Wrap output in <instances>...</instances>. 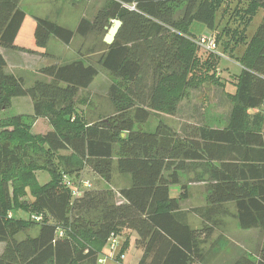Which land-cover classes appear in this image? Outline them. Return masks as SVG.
Returning a JSON list of instances; mask_svg holds the SVG:
<instances>
[{"label":"trees","instance_id":"16d2710c","mask_svg":"<svg viewBox=\"0 0 264 264\" xmlns=\"http://www.w3.org/2000/svg\"><path fill=\"white\" fill-rule=\"evenodd\" d=\"M21 1L0 0V113L14 99L33 104L32 114L0 118V264H98L103 246L120 232L137 235V264H204V246L231 215L242 230H259L260 239L255 258L244 253L233 264H264V16L245 37L256 12L264 13V0H239L235 14L240 10L242 18L226 24L231 40L246 41L230 124H187L180 131L165 123L154 131L137 126L154 111L173 113L199 53L190 28L200 25L214 36L229 0H104L75 31L35 17L43 50L51 39L70 45L76 36L105 37L114 21L122 22L113 44L102 40L106 50L97 61L116 80L108 92L114 113L95 121L78 113V98L99 75L96 65L51 62L38 70L45 79L30 87L6 72L2 50L30 52L16 44L26 18ZM37 125L40 133L33 132ZM203 164L210 173L206 205L184 210L187 190L175 195L173 188L181 173ZM86 167L109 184L116 168L129 183L118 192L91 186L75 196L67 182L77 185ZM42 171L50 177L44 185ZM27 188L32 200L22 197Z\"/></svg>","mask_w":264,"mask_h":264},{"label":"rangeland","instance_id":"374dc122","mask_svg":"<svg viewBox=\"0 0 264 264\" xmlns=\"http://www.w3.org/2000/svg\"><path fill=\"white\" fill-rule=\"evenodd\" d=\"M226 13L220 19V27L216 33L211 34L200 25H193L190 28V37L195 42L203 37L212 35L215 48L212 51L199 47L195 68L192 70L188 81L179 89L178 103L173 113L170 109L154 111L146 124L137 126L143 131H154L160 123H165L175 131H180L187 124L202 125L209 128H226L230 124L233 95L236 92V82L242 70L239 58L242 56L246 45L245 42H236L228 37L229 29L227 22L234 26L242 13L240 10L235 14L239 0H229ZM104 0H22L20 7L29 15L48 18L57 22L60 26L76 30L79 19H93L97 10L103 6ZM222 12H219V18ZM264 13L258 10L253 20L248 24L245 37L247 40L254 34L256 28L262 21ZM225 27V28H224ZM224 29V30H223ZM225 31L223 34L220 32ZM210 33V34H209ZM219 34V35H218ZM104 37V36H103ZM102 36H90L82 38L76 36L70 45H64L56 39H51L48 48L38 56L28 52L29 61L33 68L26 74V87H30L35 79H45L39 75L38 70L51 62L70 63L82 59L86 64H93L98 67L99 75L90 88L82 91L78 98L79 114L87 121H95L100 117L110 116L114 113V107L108 97V92L115 78L97 65V61L106 48L103 45ZM245 39V40H246ZM33 55V56H32ZM36 68H35V67ZM33 104L29 97L15 100L14 105L7 111L0 113V118L6 119L18 114H32ZM33 132L40 133L39 125ZM42 157V156H41ZM42 163L43 161L40 160ZM38 182L42 185L50 181L47 172H39ZM181 185L177 186L178 192L184 186L188 198L182 202V208L202 207L206 205V186L210 178L207 164L202 166L193 165L188 172L180 174ZM129 181L127 176L121 175L116 168L113 172L112 182L109 184L99 178L89 167L81 173L77 185L83 190L87 184L93 189L113 188L118 192L121 188L127 187ZM76 189V188H75ZM26 200H32L31 191L26 189L22 196ZM227 209L235 214V207L229 204ZM21 217L27 219V214L21 212ZM193 225L200 227L198 218H192ZM225 219V227L220 233H215L212 239L204 246L206 261L204 264H233L242 254L255 258V250L260 241L259 230H242L234 216ZM32 236L37 230L29 232ZM120 242L114 252L110 251L109 243L103 246L99 259L103 264H137L141 250L136 247L135 233L120 232L115 234ZM25 237L24 233L19 236ZM5 247L0 242V254ZM123 250V259H117ZM117 253V257L116 256Z\"/></svg>","mask_w":264,"mask_h":264},{"label":"crops","instance_id":"0c3cea01","mask_svg":"<svg viewBox=\"0 0 264 264\" xmlns=\"http://www.w3.org/2000/svg\"><path fill=\"white\" fill-rule=\"evenodd\" d=\"M35 17H39V16L29 15L26 13L25 21L23 23V26H22V28L18 34L17 40H16V44L18 47L25 48L28 51H32V53L35 54L34 57L38 56L40 53H45L44 52L45 50L39 49L36 46V42H35L36 22L34 19ZM81 19H79V20H81ZM2 54H3V56L7 62L6 72L9 74H13V75H16L18 77H23L25 79L26 74H28L29 70L33 68V65H32L33 63H31L29 61V59H30L29 57L31 54H29L28 52L13 51V50H2ZM18 99H23V98H18ZM18 99L13 100L12 106L14 105L15 100H18ZM18 115H20V114H18ZM104 189H108V188H104ZM173 189H174L175 195L179 194L176 187H174ZM192 218H195V217L192 215L189 216L190 223L193 225L194 219H192ZM200 223H201V221H200ZM194 227L199 228L197 226H194ZM216 233H220V232H216ZM141 256H142V251H141L140 257L137 259L138 261L141 258Z\"/></svg>","mask_w":264,"mask_h":264},{"label":"built area","instance_id":"2783aa9c","mask_svg":"<svg viewBox=\"0 0 264 264\" xmlns=\"http://www.w3.org/2000/svg\"><path fill=\"white\" fill-rule=\"evenodd\" d=\"M197 44L200 47H203L204 49L209 50V51H212L215 48V42H214V38L212 35H209L208 37H203V38L197 40ZM67 184L70 186V188L73 191V194L75 196H80L84 189L91 187V185L87 184L85 187H83L84 189L82 190L78 185H74L71 181H68ZM37 220L40 221L41 217L37 218ZM59 235L62 236L63 232H60ZM108 243H109V247H110L111 252H114V250L118 246H120L119 245L120 242H119L118 238L115 236V234H113L109 238ZM115 257H117V253H116ZM120 259H123V255L121 256ZM103 263H104V261H102L101 259L98 260V264H103Z\"/></svg>","mask_w":264,"mask_h":264},{"label":"water","instance_id":"95a60500","mask_svg":"<svg viewBox=\"0 0 264 264\" xmlns=\"http://www.w3.org/2000/svg\"><path fill=\"white\" fill-rule=\"evenodd\" d=\"M122 27V22L119 20L114 21L113 26L109 29L108 33L105 35L103 41L107 45L113 44L120 29Z\"/></svg>","mask_w":264,"mask_h":264}]
</instances>
